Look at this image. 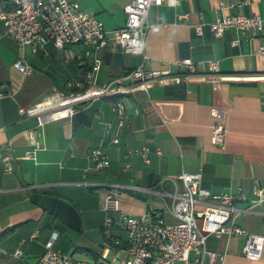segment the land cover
Wrapping results in <instances>:
<instances>
[{"label":"crops","instance_id":"0c3cea01","mask_svg":"<svg viewBox=\"0 0 264 264\" xmlns=\"http://www.w3.org/2000/svg\"><path fill=\"white\" fill-rule=\"evenodd\" d=\"M73 1L111 30L124 25L123 8L130 0ZM237 1L151 5L145 57L110 46L97 51L101 64L96 82L123 78L128 86L121 95L125 122L117 143L110 142L106 128L114 120L109 98L87 100L70 117L41 126L19 111L54 90L67 91L66 81L83 76L88 64L81 60L80 43L71 44V50L81 46L73 58L59 57L67 45L57 49L48 43L36 52L21 48L0 20V264H35L50 241L52 249L88 264L84 255L92 257L93 264H121L125 233L116 224L104 226L101 201L110 189L106 183L140 187L113 188L123 211L139 213L148 207L163 209V204L152 202L161 199L146 189L165 179L161 187L172 191L173 183L166 178L176 179L182 171L199 173L201 186L212 193L239 189L244 198L235 203V224L264 233V204H250L254 189L264 186V57L257 52L264 30L250 37L227 29L215 37L209 27L225 14L264 17V0ZM234 38L236 45L231 44ZM20 56L31 66L29 73L13 66ZM182 58H190L193 67L178 65ZM208 60L217 61V72L209 71ZM138 66L166 74L141 86L126 77ZM212 107L224 112L223 148L211 143ZM30 128L35 130L36 156L24 159L32 147ZM97 146L108 156L107 167L95 168L89 161L90 149ZM143 146L149 148L147 163L139 152ZM4 155L10 157L9 172L3 169ZM32 232L36 235L29 239ZM243 243V235L209 234L205 249L217 254L215 264H264V251L259 259H248L242 254ZM16 250L21 254L15 255ZM197 254L191 251L189 258Z\"/></svg>","mask_w":264,"mask_h":264},{"label":"built area","instance_id":"2783aa9c","mask_svg":"<svg viewBox=\"0 0 264 264\" xmlns=\"http://www.w3.org/2000/svg\"><path fill=\"white\" fill-rule=\"evenodd\" d=\"M177 1L130 0L123 8L126 15L124 25L106 30L100 19L93 13L82 10L73 0H0V20L21 48L28 47L36 52L43 50L48 43L57 49L80 43L84 46L81 60L88 64L83 76L66 81L69 93L54 90L41 101L20 107L19 111L35 117L36 124L41 126L47 121L70 117L82 101L109 98L112 100L114 120L107 123L106 128L110 142L117 143L118 131L125 122V107L121 95L128 92V86L123 83V78L106 84L96 82L101 64L97 51L110 46L112 50L119 49L145 57L144 41L148 29L149 7L163 3L175 5ZM237 2L246 3L248 0ZM209 27L215 37L222 36L227 29L255 37L264 30V17L258 14H225L211 21ZM195 29L199 33L200 25H196ZM237 43V38L231 40L232 45ZM257 52L264 57V41L258 45ZM176 63L186 69L193 67L190 58L178 59ZM207 64L210 72L218 71L216 60H208ZM13 66L22 73L31 71V66L23 56ZM164 74L166 73L162 71H147L138 66L126 77L135 78L139 85L144 86L147 81ZM2 95L0 91V96ZM210 113L214 119L211 125V143L223 148L224 112L219 107H212ZM34 134L33 128L27 130L32 147L21 158H35ZM139 152L143 161L149 162V148L143 146ZM88 157L95 168L109 165L108 156L100 146L90 149ZM1 161L4 171H11L10 157L4 155ZM128 165L125 163L124 167ZM164 180H160L155 187L146 189L161 199L163 209L148 207L139 213L123 211L119 196L113 188L140 190V187L106 183L110 189L105 192L101 201V209L105 212L104 226L109 228L116 224L125 233L126 242L122 248L125 258L121 264H174L175 261L185 264H215L217 254L205 249V239L209 234L243 235L242 254L252 260L261 257L264 251V233H250L234 222V216L239 211L235 203L244 198L239 189L235 193H212L201 186L200 174L190 171H182L176 179L166 178L173 183L172 191H165L161 187ZM253 194L250 204H264V186L256 187ZM245 210H250V207ZM35 235L36 232H32L28 238L33 239ZM50 244L51 241L35 264H88L83 259L52 249ZM104 245L107 246V243ZM191 251L198 253L192 260L189 258ZM20 254V250L15 251V255Z\"/></svg>","mask_w":264,"mask_h":264},{"label":"rangeland","instance_id":"374dc122","mask_svg":"<svg viewBox=\"0 0 264 264\" xmlns=\"http://www.w3.org/2000/svg\"><path fill=\"white\" fill-rule=\"evenodd\" d=\"M71 46H72V45H67V46H65L66 49H65L64 51L58 53L60 59H61V57H62L63 55H64L66 58H70V57L73 58V57L75 56V54L80 53L81 46H80V47H78V46L74 47V50H71V49H70ZM63 92H65V93H69V90H67V91H63ZM152 202H153L154 205H159V206H160V205L162 204L161 201H159V200H153ZM84 256H85V258L87 259V261L89 262V264H93V259H92V257L87 256V255H84Z\"/></svg>","mask_w":264,"mask_h":264},{"label":"water","instance_id":"95a60500","mask_svg":"<svg viewBox=\"0 0 264 264\" xmlns=\"http://www.w3.org/2000/svg\"><path fill=\"white\" fill-rule=\"evenodd\" d=\"M84 101H82V103H83Z\"/></svg>","mask_w":264,"mask_h":264}]
</instances>
